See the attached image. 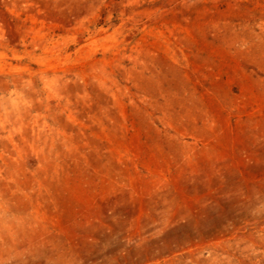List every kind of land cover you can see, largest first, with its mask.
<instances>
[{
    "label": "rangeland",
    "instance_id": "374dc122",
    "mask_svg": "<svg viewBox=\"0 0 264 264\" xmlns=\"http://www.w3.org/2000/svg\"><path fill=\"white\" fill-rule=\"evenodd\" d=\"M0 264H264V0H0Z\"/></svg>",
    "mask_w": 264,
    "mask_h": 264
}]
</instances>
